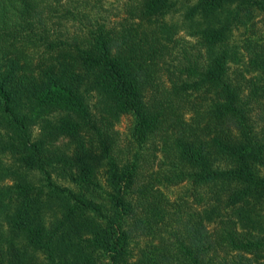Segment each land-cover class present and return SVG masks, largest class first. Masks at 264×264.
<instances>
[{"label": "trees", "instance_id": "obj_1", "mask_svg": "<svg viewBox=\"0 0 264 264\" xmlns=\"http://www.w3.org/2000/svg\"><path fill=\"white\" fill-rule=\"evenodd\" d=\"M117 1L0 0V264H264V0Z\"/></svg>", "mask_w": 264, "mask_h": 264}, {"label": "rangeland", "instance_id": "obj_2", "mask_svg": "<svg viewBox=\"0 0 264 264\" xmlns=\"http://www.w3.org/2000/svg\"><path fill=\"white\" fill-rule=\"evenodd\" d=\"M108 3L110 4V6L115 7L119 3V1L108 0ZM183 6V4L180 5L181 13L174 15L172 19L174 22L178 23L182 20V13L184 12ZM179 37H181L180 39L186 38L184 33H179ZM256 45L263 46V49H261L260 52L264 53V15H260L259 17H257L252 25H248L247 27H238L234 30L233 36L230 40V46L233 47V50L237 52V55L233 57V61L231 64L233 70L247 71L251 69L247 66V56L251 53L254 54V51L258 49ZM252 75L259 76V73H253ZM262 114L264 115V111H262ZM130 124L131 118L123 117L119 123L118 129L121 132H125V130L130 126ZM163 191L165 195L172 201L179 199L186 200L188 198V187L185 185L179 187H168L165 188Z\"/></svg>", "mask_w": 264, "mask_h": 264}]
</instances>
